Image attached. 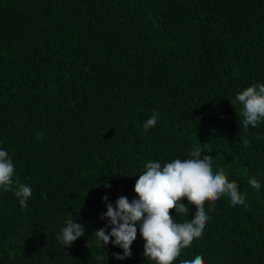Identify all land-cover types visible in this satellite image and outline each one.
Listing matches in <instances>:
<instances>
[{
  "label": "trees",
  "instance_id": "obj_1",
  "mask_svg": "<svg viewBox=\"0 0 264 264\" xmlns=\"http://www.w3.org/2000/svg\"><path fill=\"white\" fill-rule=\"evenodd\" d=\"M256 83L264 0H0V147L33 193L21 208L0 192V264H152L139 232L123 261L97 245L103 197L131 200L148 160L196 144L247 207L206 199L204 233L174 264H264V122L245 132L230 102ZM70 212L85 236L65 249L56 235Z\"/></svg>",
  "mask_w": 264,
  "mask_h": 264
},
{
  "label": "clouds",
  "instance_id": "obj_2",
  "mask_svg": "<svg viewBox=\"0 0 264 264\" xmlns=\"http://www.w3.org/2000/svg\"><path fill=\"white\" fill-rule=\"evenodd\" d=\"M230 102L242 106L240 115L243 118L240 123L245 132L249 126L255 128L264 122V83L238 91ZM157 122L158 116H151L144 122V130L155 127ZM202 152L201 145L196 144L183 159L174 158L168 162L148 160L141 173L136 175L138 179L133 189L136 195L131 200L121 196L112 203L105 195L106 211L100 219L106 223L93 234L97 245L104 247L111 243L113 247L121 249L122 254L113 253V257L123 261L131 257V246L139 232L144 241V259L152 264H174L182 250L189 248L193 240L204 233L210 219L206 199L215 203L227 196L232 207H247L246 197L239 190L238 182L230 181L223 170L214 167L212 157L202 155ZM14 174L12 157L5 148L0 147V192L12 191L21 208H26L33 195L32 188L14 179ZM248 182L257 191L262 187L255 178H250ZM102 186L111 187L110 183ZM184 198L188 204L183 202ZM189 205L196 207L195 214L190 220L178 222L176 217L186 216L190 211ZM172 209H175L174 215H170ZM84 236V226L74 222L70 212L56 240L66 249ZM181 264H205V260L196 254L181 261Z\"/></svg>",
  "mask_w": 264,
  "mask_h": 264
}]
</instances>
